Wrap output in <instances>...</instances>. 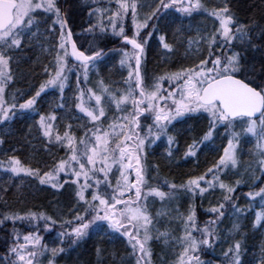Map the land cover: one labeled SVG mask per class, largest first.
<instances>
[{
	"label": "snow or ice",
	"instance_id": "obj_1",
	"mask_svg": "<svg viewBox=\"0 0 264 264\" xmlns=\"http://www.w3.org/2000/svg\"><path fill=\"white\" fill-rule=\"evenodd\" d=\"M79 3L88 16L87 27L80 25V38L88 47L74 38L71 14L61 0H0V126L31 119L30 129H35L51 156L50 162L31 164L8 155L0 160V172L13 181L27 178L41 190L71 189L67 218L57 220L32 210L0 212V227H11L0 248V264H45V260L58 264L57 257L66 248L78 246L93 233L109 240L123 238L129 248L128 264H153V227L156 217L165 213L153 216L150 205L156 200L170 205L181 194L202 200L217 189L222 198L207 210L212 214L208 221L201 225L191 204L185 213L177 208L174 219L181 235L173 240L168 231L157 229L155 239L173 247V264H205L201 256L222 242L227 247L219 264H243L246 235L239 221L247 219L252 207L242 208L234 193L245 182L240 174L244 143L254 142L247 173L260 183L250 185L243 195L246 203L259 198L252 228L264 229V12L260 20L251 17L245 22L237 18L229 0ZM201 13L211 28H197L193 37L191 20ZM109 36L119 38L118 64L127 75L121 71L122 83L113 86L101 78L98 87L85 91L89 74L99 75L98 66L110 56L103 44ZM153 38L168 67L149 78L143 65ZM34 47L48 57L42 65L45 79L34 92L12 91L13 63L26 48ZM73 75L76 91L68 102L64 93ZM48 89L58 90L56 109L71 112L78 132L71 122L61 132L56 128L57 110L41 109L39 101ZM190 122L203 127L191 141H184L183 160H198L199 152L215 142L221 129L227 141L222 152L200 175L190 174L180 184L166 180L152 185L150 173L158 172L159 165H147L148 156L166 140L161 159L171 165L180 153L181 129ZM175 166H180L178 161ZM229 217L234 220L224 235L220 225ZM53 231L57 235L52 245L45 244L41 232ZM96 251L103 256L102 249Z\"/></svg>",
	"mask_w": 264,
	"mask_h": 264
},
{
	"label": "trees",
	"instance_id": "obj_2",
	"mask_svg": "<svg viewBox=\"0 0 264 264\" xmlns=\"http://www.w3.org/2000/svg\"><path fill=\"white\" fill-rule=\"evenodd\" d=\"M222 2V0H221ZM230 5L233 9V12L236 14L237 18L241 21L247 22L251 17H255L256 20L261 19V13L264 12V3H261V0H229ZM62 5L65 9L71 14V19L73 23V31L76 33L75 39L79 43L84 44L85 47H88V44L85 43V39L80 38L81 28L80 25L83 24L87 27V12L81 11L79 0H61ZM193 36V33H191ZM84 36L90 41L91 37L89 34L85 33ZM169 39H171V32H169ZM186 40V38H185ZM151 42L158 41L153 38ZM104 46L110 52V56L106 58L98 67L99 75L105 83L111 84L108 80H105L107 74H111L114 71H117V59L115 58L116 49L119 48L118 39L109 36L106 40L103 41ZM155 45V44H154ZM150 47L147 48L146 60L144 62L143 68L147 73L153 74H162L168 67V65L163 63V58L158 55V50L152 48V44H149ZM30 50L25 51L22 55V59L17 61V67L21 69L17 72L16 84L12 88L13 91L22 90L24 92H34L36 88L39 87L40 83L43 82L45 76L42 74V60L45 64L48 60V57L43 59V56L38 53V55L31 54ZM180 56L183 55V49L179 53ZM113 58V59H112ZM173 61L169 60V64ZM121 74V73H120ZM113 77V76H112ZM74 80L71 77V82L67 87V94L64 93L65 100L70 98V94L73 92ZM52 101L53 110L56 109V106L59 101V95L53 94L51 97H48V94H44L39 101L41 109L45 112L47 111V106L45 101ZM45 108V109H44ZM57 115H58V109ZM27 120L17 119L16 121L7 125L6 130L9 134L2 135V140L4 141L1 150L6 151L8 155L15 154L22 161L28 163L27 159V147L29 146L28 137L26 136L25 126ZM203 127L202 124L189 123L185 125L181 131H183V138L179 141L180 143V153L178 154L176 160L169 165L168 161L162 160L161 157L165 155V147L161 146L151 154V162L159 165V175L168 181H175L177 184L182 183L190 174L200 175L206 172L207 168L210 167L215 159L218 158L219 154L222 152L223 146H225V141L223 138V130H220V134L216 136L214 143H209L203 151L199 152L198 160L195 158H190L189 160L182 159V153L185 150V140L191 141L194 136L200 132V128ZM3 128V126L1 127ZM159 143V142H158ZM29 149V148H28ZM40 150V151H39ZM33 158H30L33 161L37 162H50L51 156L44 151L43 147L32 148ZM39 151V153H38ZM30 153V149H29ZM62 153V152H61ZM177 161L179 162V167H176ZM23 181L26 182L22 188L18 191L14 190L16 184L12 182L10 189L7 191H0V212L10 211V212H25L28 210L44 212L46 215H51L57 220L65 218L69 209L67 207L69 203V197L67 196V190L62 189L57 194H51L47 190H38L33 188L36 183L29 181L27 178H24ZM28 186V188H26ZM251 189H244L243 193L250 191ZM55 191V190H54ZM240 200V197H239ZM239 205L241 203L239 202ZM258 209H252V212L247 216V219L241 218L239 223L242 225V233L246 235V239L242 241L243 248L241 251V259L243 264H249L250 259L252 260V252L255 250V246L259 243V236L261 234L260 230H254L252 228V221L254 219L253 213ZM56 214H55V213ZM61 213L64 215L61 216ZM210 213V212H209ZM58 215V218L55 216ZM196 215L198 221L205 220L209 218V214L205 215L197 208ZM68 216V215H67ZM233 218V217H232ZM232 220V219H231ZM226 222L223 220V223L220 225V230L223 232ZM11 231L10 225L7 228L0 227V248L3 247V241L5 239V232ZM225 230V234H226ZM239 239L240 237L237 236ZM100 239V237H96ZM91 237L84 241L83 246L76 251L75 263L74 264H121L123 255L119 254L120 247H122V242L126 241L123 238L114 237L117 242L118 248H115L114 245L110 243L107 244V240H100L95 247L94 241ZM122 241V242H121ZM127 245L123 246V248ZM97 248L103 250V256L100 257L97 255ZM160 248L158 241H155L151 244V251L153 253V263L155 264L156 258L155 253ZM225 249V248H224ZM204 258V257H202ZM209 258V257H207ZM206 259V258H204Z\"/></svg>",
	"mask_w": 264,
	"mask_h": 264
},
{
	"label": "rangeland",
	"instance_id": "obj_3",
	"mask_svg": "<svg viewBox=\"0 0 264 264\" xmlns=\"http://www.w3.org/2000/svg\"><path fill=\"white\" fill-rule=\"evenodd\" d=\"M104 2H106V0H104ZM210 2L211 3H215V2H217V0H210ZM220 2H221V0H220ZM191 25H192L193 37H195V35H196V29L197 28H199V29H203L205 27L211 28L210 21L205 19V16L202 13L196 15L195 18L191 20ZM114 38L118 39V41H119V38H117V37H114ZM150 44H152V48L153 49H156V51L158 50L157 47L155 48L156 42H151L150 41ZM120 47H121V43L119 41V48ZM148 47H150V46H148ZM28 50H30L32 52L31 54H33V55H38V53H39L40 55L43 56V59L45 57H47L44 53L41 52L39 47L26 48L23 52H21L18 55L17 61L22 59L23 53L25 51H28ZM114 59H117V64H118L119 55L117 54V52H116V55H115ZM43 63L44 62L42 60V65H43ZM17 64H18L17 62L13 63V72H14L15 78H17L18 70L21 69L20 67L18 69V67H17L18 65ZM143 70L145 71L144 68H143ZM121 71L124 72V75H127L126 70L120 69L119 68V64H118L117 71H114L113 73L107 74L105 76V80H108L111 83V84L107 83L108 86H113L117 82L122 83V78H121V74H120ZM42 74L44 75V71H42ZM146 74H147V76L149 78H151L154 75L153 73H147V72H146ZM89 75H90L89 82L86 85H84L85 91L89 87H98L97 81L99 79H101L100 75H97L96 71H93ZM71 77L74 80V85H73L72 94L68 95V96H70V98H67L68 102H71L73 100L74 93L76 91V78H75L74 75L71 76ZM71 77L69 79V83L71 82ZM66 89H65V92L67 94V90ZM46 94H48V97H51L53 94H58L59 95V92L56 89H48L46 91ZM43 95L44 94H42V96ZM44 103L47 106V111L46 112L53 110V106H52L53 103H52L51 100H49L48 102L45 101ZM58 103H59V101H58ZM72 111H75L74 106L72 108ZM70 122L73 124L74 130H76L78 132L79 129H78V127H76V122L71 120V112L67 108L65 110H58V121L56 122V128L59 129L62 132L63 129L67 126V124L70 123ZM32 124H33V121L31 119H27V123L25 125L27 127L26 136L28 137V143H29V146H30V147H27V159H28V163L35 164L36 161H33V160L30 159V158H33L32 148H39V147H43L44 148V145L41 143L40 138L38 137L35 129H30L29 126L32 125ZM1 127L2 126H0V139H2V135H4L6 137V135L9 134V132L5 128L7 126H3V128H1ZM221 133H223V131ZM224 141H225V145H226V143H227L226 139H224ZM1 146H2V144H0V160H3V159H6L8 154L6 153V151L1 150ZM164 146H166V140L164 142ZM28 148L30 149V153H29V149ZM250 149H254V142L251 143V144L250 143H244L240 147V153H241V163H240L241 173L240 174L244 176V181L245 182L242 183L237 188V191L234 193V195L236 197H240V200H238V203L239 202L241 203L240 206L242 208L247 209L249 206H251L253 210L254 209L260 210L259 198H257V200L255 202L248 201L246 203L247 198L243 195L244 194L243 193L244 189H249L250 188L249 186L252 185L253 183H260L259 181H256L255 178L252 177L250 173H247V165H248L249 158H250ZM39 151H38V153H39ZM62 154L63 153H61V155ZM147 165H149V166L154 165V163L151 162V156L150 155L147 158ZM256 175H259V173L257 172ZM232 179H233V183H234V178H232ZM149 180H150V183L152 185H156L157 183L163 185L164 181H166V179L161 177L158 172L150 173ZM12 182H15L14 184H16V186L14 187L15 191H18L20 188H22L24 186V184H26L25 181H21L19 179H15L14 181L10 180L7 174H4V173L0 172V191H4L5 192L8 189H10V185H12ZM26 188H28V186ZM33 188L38 189V190L41 189V187L38 184H36ZM45 190L49 191L51 194H57L58 195V192H55L53 189H45ZM65 190H67V193H68L67 196L70 198L71 189L66 186ZM221 198L222 197L220 195V191H219V189H217L215 193H213L212 195H207L206 198H204L202 200H201V198L199 196H197L195 199H190L189 197L184 196L183 194H181L180 197L177 200L172 201L170 203V205L169 204H164L162 206V204H161V202L159 200H156V202L154 204L150 205L151 212H152L153 216H156V213L158 211L161 212V213H165L164 215L156 217L157 223L153 227V236H154V238L150 242V244H153L155 241H158L159 244H160V248L156 251V253L154 255L155 258H156L155 264H173V257H174V254H175L174 250H173V247H170V246L166 245L163 242V240L155 239V236L157 234V229L159 230V232L168 231L171 234L170 238L173 239V240L175 239L176 236L181 235V228L175 222V219H174V217H175V211L174 210L178 208L181 213H185V212L188 211L189 205L191 204L194 207L195 212H196V209L198 208L202 212V214H204V215L206 213L209 214V218L208 219L206 218L205 220L199 221L201 223V225H203L206 221H208L211 218V215H212L207 210L211 206L215 205L219 200H221ZM168 212H172V216L171 217L166 214ZM67 215H68V213L66 214L65 218H67ZM253 215H254V213H253ZM55 216L58 218V215H55ZM233 220H234V217L233 218L229 217V218H225L224 219V221L226 222V224H225V228L226 229L225 230L227 232L225 234V230H224L222 232L224 235L228 234V229H230L232 227V221ZM57 231H58V228H57ZM41 235L43 237V242L45 244L52 245L53 241L56 238L57 232L56 231H53L52 233L41 232ZM97 236L100 237V239H96ZM91 238L93 240L96 239V242L94 241L95 247H97L96 243H99L100 240H107V244L110 243L111 245H114L115 248L119 249V246L116 245L117 242L115 241L114 238L109 240L106 237L102 238L100 235H97L96 233H93L91 235ZM259 238H260L259 239V243L255 246V250H253V252H252V255H253L252 256V260L250 259L249 264H260L261 245L264 244V230L261 231V234H260ZM83 243H84V241H82L76 247L66 248L65 252L61 256L57 257L58 264H74L75 263V256L74 255L76 254V251H78L83 246ZM122 245L125 246V245H127V243L122 242ZM123 246L120 247L119 254L123 255V257L121 259L124 262V264H128V260H129L128 251H129V248H128V245H127V248L126 247L123 248ZM226 247H227V245L222 242L220 245L216 246L214 249H211V248L207 249L205 251V254H203L201 256V260L204 261L205 264H219V262L222 260V251L224 250V248L226 249ZM202 257H204L206 259H204ZM207 257H209V258H207ZM45 264H46V260H45ZM121 264H122V262H121Z\"/></svg>",
	"mask_w": 264,
	"mask_h": 264
}]
</instances>
